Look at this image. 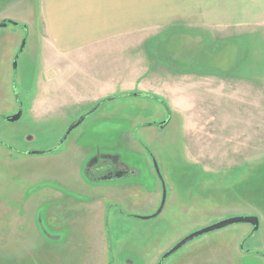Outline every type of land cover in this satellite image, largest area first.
<instances>
[{
	"label": "rangeland",
	"instance_id": "1",
	"mask_svg": "<svg viewBox=\"0 0 264 264\" xmlns=\"http://www.w3.org/2000/svg\"><path fill=\"white\" fill-rule=\"evenodd\" d=\"M4 19L34 21L40 33L39 0H0V23ZM178 31L147 44L150 71L211 74L222 80L218 85L204 81L195 95L176 92L182 103L172 107L159 91L154 95L163 103L128 94L135 90L110 91L131 79L105 74L100 64L106 59L92 60L96 68L84 75H70L56 64L77 83L75 91L59 92L66 100L54 102L67 104L59 107L51 102L55 91H39L52 60L40 36L12 25L0 28V116L12 115L15 95L22 108L18 122L0 119L5 145L25 153L48 151L71 122L93 108L96 97L128 94L103 103L55 152L29 157L0 146V264H264L254 253L236 257L240 244L264 254V31L237 28L224 39L205 30ZM24 39V51L14 60ZM143 70L141 57L134 84L158 86L157 77ZM168 117L169 124L157 128ZM117 159L133 173L105 179L113 167L104 161ZM152 159L166 201L158 217L144 220L160 203ZM94 204L113 207L107 217L96 218ZM53 210L60 214L54 220L58 230ZM252 215L260 228L250 237V226L234 225L160 262L186 236ZM106 226L105 246L95 240L97 229Z\"/></svg>",
	"mask_w": 264,
	"mask_h": 264
},
{
	"label": "crops",
	"instance_id": "2",
	"mask_svg": "<svg viewBox=\"0 0 264 264\" xmlns=\"http://www.w3.org/2000/svg\"><path fill=\"white\" fill-rule=\"evenodd\" d=\"M39 17L40 33L36 29V23L34 27V21H22L34 39L40 36L52 57L51 64L45 68V81L39 87V91L57 93L51 102L66 100L64 95H58L60 91L77 89V83L71 80V73L84 75L90 73V69L93 72L98 61L92 60L106 59L100 64L105 74H112L117 78L124 73L129 74V80L131 79L130 83L128 81L117 88L115 84L110 91L135 90L152 95H157L155 92L159 91L166 94L170 101L169 106L174 107L182 103V97L176 92L195 95L201 86L205 88L204 81H213L218 85L222 80L211 74H176L173 70L163 68L151 72L145 50L147 44L156 36L170 30H179L182 34L187 33V30H191L193 34L205 30L212 32L217 39L226 38L237 28L241 29V33L252 28L264 31V0H39ZM141 57L145 69L143 73H151L157 77L158 86L143 88L138 82L134 84V78L136 81L139 79ZM79 59L83 61L80 62ZM85 60H89V63ZM56 64H64L65 72L70 75L61 72L62 69L57 68ZM136 84L138 85L135 86ZM99 98L102 96L95 98L96 103ZM14 102L11 114H15L18 108L15 98ZM53 104L59 107L67 105L57 102ZM103 206L100 209L94 204L96 218L109 215L108 207ZM71 208L72 205L67 204V210ZM52 214L53 229L58 230V227H54V220L60 218V214L56 210ZM64 216L69 219L73 217ZM96 233H99V240L95 241L108 245L107 226L99 227ZM236 252V257L241 259L243 255L238 249Z\"/></svg>",
	"mask_w": 264,
	"mask_h": 264
},
{
	"label": "water",
	"instance_id": "3",
	"mask_svg": "<svg viewBox=\"0 0 264 264\" xmlns=\"http://www.w3.org/2000/svg\"><path fill=\"white\" fill-rule=\"evenodd\" d=\"M7 25H12L14 27L22 28L23 30L27 31V26L26 25H20V24L14 22V21H11V20L2 21L0 23V28H5V27H7ZM25 46H26V39H24L21 42L18 55L15 57L14 60H16L19 57L20 53H22L24 51ZM16 65H17V62L15 61L14 62V68H16ZM131 94L134 97L154 98L156 100L161 101L160 99H157L152 94H145V93H138V92L137 93H131ZM126 95H128V94H122V95H119V96H117V95L110 96L108 98H105V99L97 102L90 111H88L87 113L81 115L76 121L71 123L64 130V132L61 135V137L59 138L56 146L53 147L52 149L48 150V151H45V152L30 151V152L25 153V152L19 151L16 148H12L9 145H5L2 142H0V146L3 147V148H6V149L12 150L13 152L24 154L25 156H29V157L41 156V155H46V154L55 152L66 142V140L68 139L69 135L76 128H78L85 121V119L88 116L93 114L103 103L112 101V100L116 99L117 97H124ZM21 117H22V108H21V105H20L18 111L15 114L9 115V116H4V117L0 116V119L2 118L6 123L12 124V123L18 122L21 119ZM169 121H170V118L168 117V119L165 122L157 124V128H159V129L165 128L168 125ZM152 162H153L154 171H155L157 177L159 178V180L161 181L162 197H161V201H160V204H159L158 209L156 210V212L150 217L141 218V219H144V220H151V219H154V218L158 217L161 214V212H162V210L164 208V205H165V201H166V189H165V185L163 183V179H162L158 164H157V162L154 159H152ZM239 224H244V225L250 226L251 227V234L257 233L259 231V228H260V220L255 215L245 216V217H231V218H227V219L221 220V221H219V222H217L215 224H212V225L207 226V227H205L203 229H200V230H198V231L186 236L185 238H183L180 242H178L173 248H171L166 254H164L162 256L160 262L166 260L170 256L174 255L176 252L181 250L184 246H186L187 244L191 243L192 241H194V240H196V239H198V238H200L202 236H205V235H208V234H211V233H215V232L221 231L223 229H226L228 227H231V226H234V225H239ZM240 249H243V247L241 246Z\"/></svg>",
	"mask_w": 264,
	"mask_h": 264
},
{
	"label": "flooded vegetation",
	"instance_id": "4",
	"mask_svg": "<svg viewBox=\"0 0 264 264\" xmlns=\"http://www.w3.org/2000/svg\"><path fill=\"white\" fill-rule=\"evenodd\" d=\"M15 95V94H14ZM17 95H15V101H16V103H17V110H16V112L18 111V109H19V107H20V103H18V98L16 97ZM15 112V113H16ZM13 115V114H12ZM83 115V114H82ZM77 120V119H76ZM75 121V120H74ZM73 121V122H74ZM72 123V122H71ZM70 123V124H71ZM69 124V125H70ZM68 125V126H69ZM67 126V127H68ZM66 127V128H67ZM65 128V129H66ZM64 129V130H65ZM64 132V131H63ZM63 134V133H62ZM61 137V136H60ZM110 162V163H109ZM104 161V165L106 166V167H109V166H112L113 167V170L111 171V172H109V173H105L104 174V176H106L105 177V179H107V180H114L113 178H119V176L121 175V176H125L126 174H130V173H133V169H131L129 166H127L126 164H124V163H122L121 161H119V159H117V160H115V161ZM96 164V161L94 162V165ZM90 168V167H89ZM154 173H155V171H154ZM155 175H156V173H155ZM103 176V175H102ZM157 176V175H156ZM158 178V177H157ZM158 180H159V178H158ZM159 183H160V185H161V181L159 180ZM161 197H162V193H161V189H160V201H161ZM160 204V203H159ZM159 206V205H158ZM108 207V206H107ZM113 206H111L110 208L108 207V213L110 212L109 211V209H111ZM114 207L117 209V212H119L120 211V209H121V207H119L117 204H115L114 205ZM157 209H158V207H157ZM156 209V210H157ZM156 210L154 211V213L156 212ZM120 213V212H119ZM120 215H125V214H120ZM108 216V215H107ZM256 216V215H255ZM127 217H129V216H127ZM252 234H251V232H250V234L248 235V237H250ZM243 247V249H240V247ZM238 250H239V252L243 255V256H247L248 254H251V253H257V252H252V251H248V250H246V248L244 247V245L242 244H240V246H239V248H238ZM256 255V254H255ZM261 257V256H260Z\"/></svg>",
	"mask_w": 264,
	"mask_h": 264
},
{
	"label": "trees",
	"instance_id": "5",
	"mask_svg": "<svg viewBox=\"0 0 264 264\" xmlns=\"http://www.w3.org/2000/svg\"><path fill=\"white\" fill-rule=\"evenodd\" d=\"M161 102V101H160ZM256 255H259V256H261V257H263L264 258V254H261V253H255Z\"/></svg>",
	"mask_w": 264,
	"mask_h": 264
}]
</instances>
